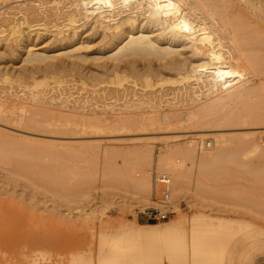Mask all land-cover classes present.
<instances>
[{
  "label": "rangeland",
  "instance_id": "1",
  "mask_svg": "<svg viewBox=\"0 0 264 264\" xmlns=\"http://www.w3.org/2000/svg\"><path fill=\"white\" fill-rule=\"evenodd\" d=\"M46 1L51 3V6L55 1L56 5L59 2L0 0V14L5 11H19V7L24 8L27 4L40 6L44 4L41 2ZM64 1L63 3H67L68 0ZM91 1L104 3L106 0L86 2L93 4ZM119 1H124L121 10L127 11L126 9L131 7L130 9L139 12L142 10L139 5L145 0ZM185 2H191L192 19L196 30L194 38L186 36L181 39L180 53H177L176 61L172 62L175 65L149 55L136 63L140 69L139 73L121 71L118 74L121 78L118 79L115 75L111 77L97 75L99 72H96V66L103 60H95V55L91 54L92 60L81 63V69L87 78L80 79V74L72 71V66L77 63L74 64L72 57H66L65 51L59 50L55 52L57 57L52 59L53 63L63 60L70 74L65 77L67 81L62 83L64 95L60 97L59 84L52 79L54 75L45 78L38 73L35 74L38 77L37 81H48L51 89L55 87L48 93L47 103L44 104L10 97L8 94L14 88L15 93L18 92L24 97V92L30 93L33 89L34 79L28 76L29 73L26 75L31 64L21 57L4 54L5 57L2 58L1 52L6 51V42L2 39L0 147H8L16 153L31 151L33 155H37V160L30 167L15 161L0 160V264H101L100 243L101 240L110 237V234L104 237L103 233L115 231L120 220L136 219L141 224L166 225L176 220L178 215H184L189 217L187 226L190 227L193 216L203 211L214 215L211 218L216 221L220 219L239 223L245 221L243 223L245 227L239 229V236L229 247L228 256L231 259L229 258L226 264H264V154L261 151L248 147L249 151L245 149L235 155L239 161L237 163L239 165L234 166L235 171L237 170L233 184L235 195L230 199L233 202H229L230 200L226 202L225 208L214 205V201L209 200L208 196L205 201L196 200L197 204L192 201L194 176L190 177L192 181L186 179L191 186L186 185L188 186L186 192L180 199V212H176L170 206L169 219L150 220L148 211L160 205L151 203L140 208L131 199L128 179L131 176L143 178L147 173L150 174L153 186L150 200L158 202L162 198V188L156 178L162 174L157 160L163 150L172 147L168 151L174 154L175 162L181 164L184 158L179 151L186 153L192 148L198 155L208 149L211 150L214 144L207 148V142L214 141L212 137L218 136L219 132L220 137L246 135L253 138L264 135V123L255 121L257 116H264V0H185ZM45 5H41L42 9ZM52 8L57 10L54 6L45 7L46 11L51 13ZM129 10L122 15L127 14ZM55 11L53 13L56 14ZM146 15H143L145 20H158L155 16L147 18ZM143 17L140 16L136 24H140L144 20ZM83 22L87 24L80 30L79 35L81 39L89 42L83 51L98 52L99 50L95 48L100 47L103 42L102 30L93 19ZM152 28L154 33L164 29L170 30L166 24L154 25ZM30 37L37 47L49 49L54 48L61 36L51 29H46L40 33H32ZM16 50L19 51V47H16ZM148 64L152 67L151 72L144 71ZM61 74L64 73H57ZM111 80L116 82L113 83ZM10 86L12 87L8 90ZM186 87L197 91L196 94L200 98L193 93L195 94L193 99L190 98L189 101L188 98V102L183 100L182 103L181 93L185 92L183 95L186 96ZM162 91L164 96L160 95ZM173 91L176 95L180 93V97L176 96L179 100L175 99ZM51 96L55 97L53 101L49 99ZM139 99L146 101L157 99L159 102L170 100L169 103H174L175 106L163 102L160 104L161 108L159 105L151 107ZM20 104L25 105L26 113L22 112ZM125 104L130 105V108L124 107ZM39 106L41 109L43 107V111ZM162 111H175L171 114L178 122L181 120V123L176 121L172 125L159 123L150 125L152 122L146 121L143 122L146 125L144 126L138 118L146 114L158 117ZM191 112L194 114H190ZM92 113L100 114L97 116L104 119L102 124L105 122L108 128L103 124V128H100L103 131L98 129L95 131L98 133H95V129L85 127L86 125L82 123ZM107 113L109 117L113 114L118 118L108 119ZM138 113L142 115H137ZM217 114L237 119L232 125L217 128L214 123L216 129L211 123H201L205 118L210 119ZM82 115L84 116L81 120ZM28 118L34 126L27 125ZM45 118L48 119V125L57 127L40 125L42 124L40 122L46 123ZM105 119H111L113 122ZM115 120L129 121V125L131 123L134 127L121 129L119 126L115 127V131L114 127L108 126L110 123L114 125ZM193 123L199 125L196 130L191 127ZM200 123L203 125L200 126ZM212 128L214 129L212 132L209 130L210 134L202 131ZM192 142L196 146L191 145ZM148 149L152 150V160L146 154ZM20 157L17 155L18 159ZM167 175L171 178L169 174ZM193 202L194 208L191 204ZM158 264L174 263L163 261Z\"/></svg>",
  "mask_w": 264,
  "mask_h": 264
},
{
  "label": "bare ground",
  "instance_id": "2",
  "mask_svg": "<svg viewBox=\"0 0 264 264\" xmlns=\"http://www.w3.org/2000/svg\"><path fill=\"white\" fill-rule=\"evenodd\" d=\"M50 1L51 0H48V2ZM58 1L60 2V0ZM81 1L83 0H78V1L68 0L66 1L67 3H63L62 0L61 1L62 5L59 2L57 3V5L60 6L56 5L55 2L57 1L55 2L52 1V3L54 2L53 4H55L56 6L53 4L51 6V3H47V1L41 2L44 3L41 4L42 6L45 5V3H47L48 8H51L53 6L56 7L57 8V10L55 9L56 11L53 8H52L53 10L51 9L52 13L46 11L47 8L45 9V7L47 5L44 6V9H42L41 5L35 6V4L34 5L27 4V6H25L24 8L21 7L22 9L16 6V8L20 9L19 11L16 10L15 12H13L10 9V11L12 12L5 11L0 14L1 16L0 42L2 41V39L6 42V51L5 52L3 51L4 53L1 52L2 58L5 57L4 54L6 55L9 54L11 57L12 56L21 57L25 62L31 64V67L29 71L26 73V75L29 73L28 76L34 79L33 80L34 86L33 89L30 90V93L24 92L25 95L24 97H22L21 95H19L18 92L15 93L14 92L15 90L13 91L14 89L13 88L12 92L8 93L10 97H16L21 99L23 98L25 100H30L32 102L42 103V104L47 103L46 97L53 88L55 89V87L51 89L50 83L48 81H37L38 77H36L35 75L37 73L45 78L49 77L51 74L54 75L52 79L55 83L59 84L58 86L59 89L61 90L59 97L61 95H64L62 90V83H65L67 81L65 77L68 76L70 73L67 71L68 66L63 60H61L58 63H53L52 59L57 57L55 52L59 50L65 51L66 57L67 56L72 57L74 59L73 60L74 64L77 63V65L72 66V71L79 73L80 79L87 78L86 74L83 73L84 70L81 69V63L92 60L90 58L91 54L95 55L94 57L95 60H103L101 64L99 63L96 66L97 71L96 70L95 71L99 72V74L97 75L99 76L108 75L109 77L115 75L116 78L120 79L121 75L118 74L121 71H125V72L129 71L130 73L133 74L139 73L140 69H138L136 63L139 61V59L144 58L145 56H149V55L154 56L156 59L167 60L171 64L175 65L172 62L176 61L175 57L177 53L178 54L180 53L179 46L181 45L180 43H182L181 39H183L186 36L189 38H194L195 35L196 26L192 19L191 2L186 3L185 0L183 1L182 0H145L143 3L141 2L139 5V7H142L141 11L140 10L139 12L135 11L133 10V8L130 9L131 8L130 7L129 8L130 10L126 9L127 11L129 10V12L125 15L122 14H124V12L127 11L121 10V6L124 4L123 3L124 1L120 2L119 0H106L104 3L101 2L95 3L91 1L93 2V4L92 3L89 4L90 0L88 3L86 2L88 0L86 1L84 0V2ZM79 2L83 4H80ZM53 11H55L56 14L53 13ZM143 15H146L147 18L150 16L151 17L155 16L156 18H158V20H153V19L145 20ZM140 16H142L144 20L140 24H136L139 21ZM56 17L59 21H57V19H55L56 21L53 19ZM88 19L89 20L93 19V22L98 23L100 29L102 30V34L104 37L103 42L100 45V47L95 48L96 50L97 49L99 50L98 52L88 53L86 51H83L84 48L88 47L89 42L81 39L79 32L87 24L86 22L82 23V21L83 20L87 21ZM161 24L163 25L166 24L167 28H170V30L165 31V29L164 30L162 29L163 31L159 33H154L152 27L154 25L161 26ZM46 29L49 30L51 29L52 32L54 31L59 36H61L56 42L54 48L48 49L46 47H37V44L34 42L33 39H31L32 37H30L32 36V33H40L41 30H46ZM16 47H19V51L16 50ZM144 71L151 72L152 67L148 64V66L144 67ZM58 72L64 74L57 75ZM2 80L0 78V82ZM111 81L113 83L116 82L114 80ZM11 87L12 86H10L8 90H10ZM189 89L187 87L185 89L187 91L186 96L183 95L185 92H183V94L181 93L182 95V98L180 100L181 102L183 100L187 101L188 98L189 101L190 98L193 99V96L196 94L197 91L194 90L192 91ZM57 91L59 92V90ZM180 91L181 90H179V92ZM163 93L164 91H162V93L160 92V95L162 96ZM178 95L180 97V93L177 95L176 92L174 93L175 99L176 96ZM196 95H197L196 97L199 96L198 94ZM49 99L50 100L52 99L53 101L55 97L51 96ZM139 100L146 102L151 107L152 106L156 107L159 105L158 106L159 108H161L160 104L164 102L163 100L162 101L160 100L159 102L157 99L155 101L153 100L146 101L143 99H139ZM165 101H167L168 103L170 102V100H165ZM196 101H198L197 98ZM167 102L164 103L168 104ZM178 102L176 103V105L178 104ZM169 104L175 106L174 103H169ZM21 105L22 104H20V107H22L21 108L22 112L26 113L27 110L25 109V105L22 106ZM37 105L41 106V104H37ZM127 106L126 104L124 105V107ZM128 107L130 108V105ZM103 112H105V109ZM111 112L113 113V111ZM171 112L175 113V111H167V112L162 111V113L158 117L157 115L154 116V115L146 114V116H140L138 118H140L142 123L143 122L145 123L146 121L152 122L150 123V125L151 124L154 125L153 123L155 124L159 123L160 125H170V124L172 125L174 122L176 123L178 119H176L171 114ZM115 114L117 113L115 112ZM190 114H192V112ZM40 115L43 116L42 114ZM84 115L80 117L81 120ZM93 115L94 114L92 113L91 115L92 117L90 116L91 117L90 118L88 116L89 118L86 120L84 118L85 121L82 124L86 125L85 127L89 126L95 129L94 132L97 131L98 129L100 131L101 130L100 128L103 126V124L105 125V122L102 124L104 119L103 118L101 119V117L97 116L100 114L94 115V117ZM137 115H142V113H138ZM110 116L111 117H109V115L107 116L108 119L118 118V117H114L113 114ZM248 117L249 116H247V118ZM47 118H45L46 123H43L44 121L40 122L41 120L38 121L42 123L40 125L42 126L43 124L45 126L46 124L48 125L49 122H47L48 120ZM34 119L36 120V118ZM190 119H191V115H190ZM236 119L237 117L236 118L232 116L228 117V115L222 116L217 114L213 117H210V119L205 118V120H202L201 123L203 124L211 123V125L213 124V126L215 123L217 125L216 126L217 128L218 126L232 125L234 122H236ZM253 120L254 119H252V121ZM124 121L125 120L123 121L118 120V122H116L115 120L113 123L114 125H111L110 123L108 124V126L111 128L114 127L113 128L114 130L115 127H119V126H121V129L122 128L125 129L124 127L133 126L131 125V123L129 125V121H126L128 124ZM255 121L264 123V116H257L255 118ZM26 122L27 125L29 126L33 125L32 121L29 118ZM110 122H113V120ZM179 122L181 123V120H179ZM179 122L177 121V123ZM132 123L134 122L132 121ZM194 123L193 126L191 125V127L196 130L199 127V125L198 123H196L197 125ZM203 124H201L200 126H202ZM51 125L52 124L48 125V127ZM144 126L146 125L144 124ZM106 127L107 126L105 125V128ZM214 128L208 130H202V131L209 132L210 134V131L212 132ZM102 131L103 130H101V132ZM220 133L221 132H219V135ZM219 135L212 137L214 138V141L207 142V148L208 146H212L213 144H214V148H212L211 150L208 149L206 151H204L205 150L204 149L203 150L204 152H202L201 154L197 155L195 153L196 151H194L192 148L187 150L186 153H184L183 151H179L180 155L183 156L184 158L183 163L181 164H177L173 156L174 154L168 151L169 149H172V147L163 150L162 154L159 156L157 160V165L159 171L162 173L161 175H164L170 179L171 184L169 187L168 199L163 200V198H161L158 202L157 201L152 202L150 200L149 196L151 195L153 186H152L150 174L147 173V175L144 176L143 178H137L136 176H131L128 179L129 187H130L129 192L131 193V199L134 200V204H136L140 208H143L151 203H153V205L156 204L160 205L158 207H162V208L167 207L168 209L170 208V206H172L176 210V212L179 213L181 210L180 199L182 195H184V192H186V188L188 186H191V184L188 185L189 182L186 181V179L188 180L190 179V177L192 178L194 176L195 188H193L192 190V196L194 199L192 201L196 202V200L198 201L200 200L202 202L203 200L205 201V199H208L209 197V200L212 199V201H214V205L219 207L223 206L225 208L226 202L229 201L230 199H233V196L235 195L233 184L237 170L235 171L234 166L237 165V163H239L235 155L239 152H243L248 147L250 149L254 148V150L261 151L264 154V135L255 136L253 138H250V136L248 137L246 135L231 136V137H227L223 135H221L220 137ZM191 145L196 146L195 144H193V142L191 143ZM151 151L152 150L148 149L146 153L148 154L150 160H152L153 157ZM136 154L134 155L135 157L137 156ZM17 155L21 156L20 159L17 158ZM0 160L15 161V163L19 162L18 164L25 165V167H30L31 164H35L34 162L37 160V155H33L31 151H23L16 153L15 150H11L8 147H4V148L0 147ZM167 174H169L171 178ZM188 189L191 190L190 188ZM229 202H233V201L230 200ZM191 204L194 205V202ZM194 207L195 205L193 206V208ZM203 212L196 213L193 216L190 227L187 226V219L189 217L187 218V216L184 215H178L176 220L169 222L166 225L141 224L136 219H133L131 221L122 219L120 220L119 225L115 228V231H112L111 233L108 232L103 233L104 237H107L108 236L107 234H110V237L101 240L102 242L100 243V247H99V255H100L99 262L101 264H158L159 262L165 261L174 264L177 262H181V264L182 262L185 263L191 262L192 264H226L225 262L230 258L228 256L229 247L233 243L234 239H236L239 236L238 233L239 229L245 227L244 226L245 224L243 225L245 221L243 220L244 222L242 223H239L238 221H237L238 223L231 222L229 220H224V219L222 220L220 219L219 221H216V219L213 220V218H211L214 215L211 216ZM251 225L253 226V224ZM254 225H256V223ZM251 229L253 230V228ZM258 229L260 228L258 227ZM257 230L256 232H258ZM261 230H262V226H261ZM240 239L242 238L240 237ZM234 250L235 249H233V251Z\"/></svg>",
  "mask_w": 264,
  "mask_h": 264
},
{
  "label": "built area",
  "instance_id": "3",
  "mask_svg": "<svg viewBox=\"0 0 264 264\" xmlns=\"http://www.w3.org/2000/svg\"><path fill=\"white\" fill-rule=\"evenodd\" d=\"M156 181L159 186L162 188V198L163 200H167L169 197V187H170V179L164 175L157 176ZM171 214L170 208H162V207H155L150 209L147 213L148 218L153 221H161L169 219Z\"/></svg>",
  "mask_w": 264,
  "mask_h": 264
}]
</instances>
